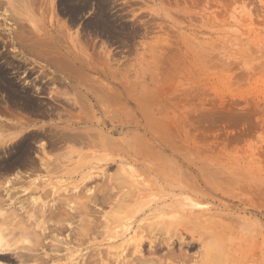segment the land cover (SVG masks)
Here are the masks:
<instances>
[{
	"label": "rangeland",
	"instance_id": "obj_1",
	"mask_svg": "<svg viewBox=\"0 0 264 264\" xmlns=\"http://www.w3.org/2000/svg\"><path fill=\"white\" fill-rule=\"evenodd\" d=\"M0 6V264H118L119 246L133 249L131 219L121 237L119 208L159 201L203 211L196 226L213 220L231 264H264V0ZM17 156L37 161L35 171L13 163ZM162 157L176 164L171 184L147 170ZM9 160L11 168L2 167ZM40 160L55 170L48 174ZM200 165L218 174L217 189L178 193L198 183ZM34 182L58 197H42ZM143 188L147 195H138ZM29 200L62 202L63 214L31 216ZM177 217L147 212L137 225ZM178 238L182 245L154 256L147 245L139 250L147 259L172 253L170 264L197 263L200 246L184 232Z\"/></svg>",
	"mask_w": 264,
	"mask_h": 264
},
{
	"label": "bare ground",
	"instance_id": "obj_2",
	"mask_svg": "<svg viewBox=\"0 0 264 264\" xmlns=\"http://www.w3.org/2000/svg\"><path fill=\"white\" fill-rule=\"evenodd\" d=\"M2 3V2H1ZM2 6V4H1ZM0 6V7H1ZM2 8V7H1ZM0 8V9H1ZM71 8V7H70ZM3 10V9H2ZM26 10V9H25ZM4 80V79H3ZM6 81V80H5ZM80 83V81H79ZM10 84V83H9ZM16 86V85H15ZM25 102V101H24ZM85 115V114H84ZM91 118V117H90ZM86 120V119H85ZM86 122V121H85ZM89 123V122H88ZM8 126V125H7ZM11 128V127H10ZM3 131V130H2ZM8 131V130H7ZM81 132V131H80ZM84 137H87L86 135ZM84 137H80V139L84 138ZM26 138V137H25ZM89 138V137H87ZM27 139V138H26ZM9 140V139H8ZM24 140V139H23ZM29 140V139H28ZM27 140V141H28ZM26 141V142H27ZM24 143V142H22ZM54 143V142H53ZM107 143V141H105V144ZM88 146L90 145H93V142L89 144H87ZM97 145V144H96ZM33 146V145H32ZM86 146V145H85ZM94 146V145H93ZM29 147V146H28ZM8 148V146H7ZM16 151L17 152H20V153H24V148H23V145L20 143H18L16 145ZM26 148V147H25ZM15 149V148H14ZM27 149V148H26ZM136 151V150H135ZM16 154H19L17 153ZM29 152V151H28ZM168 152V151H167ZM26 154V153H25ZM23 154V156L25 155ZM142 154V153H141ZM21 155V154H20ZM27 155V154H26ZM15 156V155H14ZM25 157V156H24ZM17 160L16 161H13V163H15L17 166L21 167V166H24V165H27L28 168H31L32 170L34 169L35 171V168H37L36 166V162L35 161H29L26 160V158L24 159H21L22 157L21 156H17L16 157ZM41 159V158H40ZM145 159V157L143 158ZM148 159V158H147ZM151 159V158H150ZM184 159V158H183ZM34 160V158H33ZM36 160V159H35ZM49 160V159H48ZM46 161L43 163L41 160V167L42 168H46L47 169V166L48 165H52L53 162H49V161ZM141 161H147L148 160H142V157L139 159ZM137 160V161H139ZM137 161H134L137 163ZM153 161V160H152ZM185 161V160H184ZM191 161V160H189ZM194 161V160H193ZM196 161V160H195ZM9 162V163H8ZM133 162V163H134ZM180 162H181V159H180ZM192 162V161H191ZM5 163V162H4ZM190 163V162H189ZM194 163V162H193ZM196 163H198L196 161ZM206 164V163H205ZM203 164V165H205ZM2 165V163L0 164ZM8 165H12V162L9 160L7 161V163H5L2 167H5V168H11V166H8ZM14 165V164H13ZM189 165V164H188ZM207 165V164H206ZM54 166V165H52ZM174 166H176L175 163L172 162V160H167L165 158H158L157 160L155 159L152 163H151V166L150 168H148V172L151 173V174H155L156 171H161L162 173V176H160V178L157 179V183H160V184H171L173 183V175L174 174H177L176 172H174L172 170V168H174ZM199 166V165H198ZM1 167V168H2ZM55 167V166H54ZM207 167V166H205ZM204 167V168H205ZM15 168V167H13ZM4 169V168H3ZM44 169V170H46ZM51 170H55V168H51ZM50 169H47L46 172L49 174L50 172H52ZM196 169V168H194ZM201 168V165H200V168H199V178L198 180L196 179V181H198V183H192L191 185H188L186 184V186L182 187V188H179L177 191L178 193L180 194H193L195 196H198V197H203L205 194H203V191L201 192L200 190H197L199 189L200 187H202L204 190H209V192H213V183L217 182L216 179L214 180L213 178V175H218L216 173H214L213 175H211V173H204L202 170L200 171ZM6 170V169H5ZM209 170V169H208ZM195 171V170H194ZM197 171V170H196ZM195 171V172H196ZM211 172V171H209ZM6 173V172H4ZM27 173V172H26ZM54 173V172H53ZM160 173V172H159ZM213 173V172H212ZM33 174V173H32ZM157 174V173H156ZM196 174V173H195ZM209 174V175H208ZM1 176V175H0ZM15 176V175H14ZM21 176V175H20ZM22 177V176H21ZM24 177V176H23ZM214 177H217V176H214ZM81 179L85 178L84 176L80 177ZM87 178V177H86ZM86 178L84 180H86ZM220 178V177H218ZM225 178V177H224ZM223 178V179H224ZM14 179V178H13ZM16 184H18V182H20V177H17L15 178ZM221 181H222V178H220ZM19 180V181H18ZM26 180V179H25ZM83 180V181H84ZM88 180V179H87ZM218 180V179H217ZM226 181V179H224ZM223 180V181H224ZM82 181V182H83ZM220 181V180H219ZM81 182V183H82ZM227 182V181H226ZM21 183V182H20ZM19 183V184H20ZM80 183V184H81ZM221 183V182H220ZM228 183V182H227ZM230 183V182H229ZM7 185V183H6ZM13 185V184H12ZM32 188L34 187V192H40L41 193V196L42 197H51L50 195L47 194V189L45 190V187L44 186H41L40 183H37L36 185V182L32 183ZM38 186V187H36ZM196 186V187H195ZM199 186V187H198ZM150 187V186H148ZM212 187V189H211ZM11 188V187H10ZM9 188V189H10ZM51 188V187H50ZM77 189V187H75ZM200 188V189H202ZM149 189V188H148ZM151 189V188H150ZM215 189V188H214ZM217 189V188H216ZM215 189V190H216ZM214 190V191H215ZM51 191V190H49ZM29 192H32V191H29ZM52 192V191H51ZM149 191L145 188L141 189L139 192H138V195H144L146 193H148ZM21 193V192H20ZM33 193V192H32ZM62 193V192H61ZM206 193V192H205ZM50 194V193H49ZM74 194V193H73ZM6 195V193H5ZM63 195V193H62ZM130 195V194H129ZM128 195V196H129ZM147 195V194H146ZM65 196V195H64ZM70 196V195H69ZM75 196V195H74ZM55 195L51 197L52 200H54L55 198ZM133 197V196H132ZM126 198V196L124 197ZM59 199V198H57ZM56 201V200H55ZM54 201V202H55ZM92 202V200H90ZM89 201V202H90ZM31 203V206L32 208V214L31 216H35L34 214L40 216L41 217H45V214L47 213V215L49 217H51L53 214H63V210L60 206L62 205V202L58 203V205L60 206H56V204L54 203V205H42L40 203V205H36L37 202L36 201H28V203ZM39 202V201H38ZM93 203V202H92ZM95 203V202H94ZM165 203V201L163 202ZM161 201L159 202H156L155 205L153 207H150L148 209H137V208H134V209H128L127 208V205H121L122 208H119L120 210V216L117 218V222L121 228V237L125 235V233L128 231L127 229V220L131 219V222L129 225H131V231H132V237H131V246H132V250H130V248H127L128 244L126 243L127 241L123 242L120 246H119V254H117V262L118 264H170L168 263L167 259H172V257L174 258V255L172 253H169L167 256L168 258L165 260L164 258H159L158 260H154V259H147V258H144V256H142V251L140 252V248H144L148 247V251L151 255H156L157 252H161V249H163V247L166 245V246H170L173 244V242H175V245H182V239L181 238H178L177 240L175 239H172L173 237L177 236L178 235V231H181V232H184L186 235H189L190 237V245H194V244H198L200 247V259L197 263L195 264H223V262H226L227 264H231V261L233 260V257H230L231 255H229L228 251H226L225 249L223 250L222 248L224 247H221L222 245H224L223 243H221V246H220V240L221 239H217V235L216 233H214V222L213 220H211V224H210V220L207 221V224L209 222V224L206 226V225H203L204 227H198L196 226V221H197V224H198V220L200 221L201 217H203L204 213L203 211H191L190 209H186L185 207H182V206H179V205H174V206H171L170 208H166L164 206H161ZM12 206V205H11ZM15 206V205H14ZM38 206H40V209L38 208ZM68 206V205H67ZM82 206V205H81ZM84 206V205H83ZM4 207V205H3ZM18 207V206H17ZM20 209V208H19ZM170 209V210H168ZM31 210V209H30ZM72 210V208L70 209ZM74 210V209H73ZM83 210V209H82ZM85 210V209H84ZM18 211V210H17ZM16 211V212H17ZM29 212V211H28ZM26 212V213H28ZM66 212V211H64ZM147 212H152V213H158V214H167L168 212H175L177 214L180 215V218L178 219H171V220H168V221H157L155 223H151V224H146L144 227L143 226H138L137 223L138 221H143L145 219H143V217L146 215ZM25 213V214H26ZM90 213V211H89ZM69 213L66 214L65 217H68L69 216H72V215H69ZM25 216V215H24ZM63 216V215H61ZM36 217V216H35ZM35 217H33V222ZM74 217V216H73ZM72 217V218H73ZM23 218V217H22ZM30 218V217H29ZM5 219V218H4ZM74 219V218H73ZM22 220V219H21ZM43 220V219H42ZM6 221V220H5ZM10 221V220H9ZM22 221H25L22 220ZM37 221V220H36ZM44 221V220H43ZM50 221V220H49ZM4 222V220H3ZM62 222V221H61ZM67 222V221H66ZM65 222V225L69 227L68 224H66ZM83 222L82 220L80 221V223ZM2 223V222H1ZM15 223V222H14ZM31 223V222H30ZM43 223H46L47 222H43ZM53 223V222H52ZM51 223V224H52ZM63 223V222H62ZM60 223V224H62ZM201 223V222H200ZM24 224V223H23ZM35 225V223H34ZM48 225V224H47ZM2 226V225H1ZM45 226V225H44ZM54 226V225H53ZM62 226L60 228L59 231H61L63 228H66V227H63L64 225H60ZM77 226V225H76ZM94 226V225H93ZM201 226H202V223H201ZM67 227V228H68ZM45 228V227H44ZM86 228V227H85ZM85 228H83L81 230V233H79L80 235V238L82 239L83 236L85 235V231H87ZM55 229V228H54ZM35 230V229H34ZM52 230V229H51ZM67 230V229H66ZM195 230V231H194ZM36 231V230H35ZM53 231V230H52ZM51 231V232H52ZM58 231V230H57ZM90 231V229H89ZM214 231V232H213ZM217 232V231H216ZM40 234V233H39ZM77 234V233H76ZM87 234V232H86ZM89 235V234H88ZM87 236V235H86ZM220 236V235H219ZM77 238V237H76ZM220 238V237H219ZM217 239V240H216ZM88 240V239H87ZM40 241V239L38 240ZM67 241V240H66ZM79 241V239L77 240ZM42 241H40L39 243H41ZM69 243V242H68ZM42 244V243H41ZM40 244V245H41ZM70 244V243H69ZM68 244V245H69ZM78 244V243H77ZM87 244V243H86ZM38 246V245H37ZM227 246V245H226ZM225 246V247H226ZM50 250V249H49ZM146 252V251H145ZM38 253V252H37ZM139 253V254H138ZM138 254V255H137ZM31 256V255H30ZM38 256V255H37ZM35 257V256H33ZM166 257V256H164ZM181 260H185V257L183 256H180ZM32 258V257H31ZM46 258V257H45ZM130 258V259H129ZM34 258H32L33 260ZM43 260V259H42ZM54 260V259H53ZM36 262V261H35ZM38 263V262H37ZM261 264V263H260Z\"/></svg>",
	"mask_w": 264,
	"mask_h": 264
}]
</instances>
